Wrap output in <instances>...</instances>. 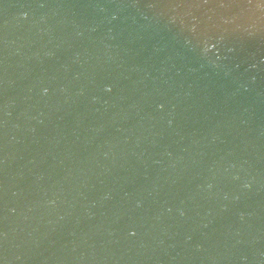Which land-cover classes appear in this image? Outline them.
<instances>
[{"label": "water", "instance_id": "obj_1", "mask_svg": "<svg viewBox=\"0 0 264 264\" xmlns=\"http://www.w3.org/2000/svg\"><path fill=\"white\" fill-rule=\"evenodd\" d=\"M0 264H264V0H0Z\"/></svg>", "mask_w": 264, "mask_h": 264}]
</instances>
